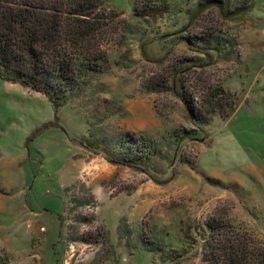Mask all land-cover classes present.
<instances>
[{"label": "rangeland", "instance_id": "rangeland-1", "mask_svg": "<svg viewBox=\"0 0 264 264\" xmlns=\"http://www.w3.org/2000/svg\"><path fill=\"white\" fill-rule=\"evenodd\" d=\"M147 1L161 13L137 16ZM215 1L222 6L106 0L119 17L105 43L112 71L101 99L120 112L94 126L92 149L80 144L90 128L85 116L95 125L104 104L73 100L56 111L45 95L0 79V254L10 264H208L203 245L213 219L264 247V0H248L245 14L231 13L238 0ZM199 3L208 6L192 22ZM202 33L231 43L207 50L186 41ZM182 59L184 81L219 83L233 94L229 117L199 127L179 86L144 92L147 80ZM126 132L155 137L170 158L141 169L109 161L120 158L111 137ZM179 132L187 136L174 137Z\"/></svg>", "mask_w": 264, "mask_h": 264}, {"label": "trees", "instance_id": "trees-1", "mask_svg": "<svg viewBox=\"0 0 264 264\" xmlns=\"http://www.w3.org/2000/svg\"><path fill=\"white\" fill-rule=\"evenodd\" d=\"M215 3L214 0L212 4ZM154 5L147 1L136 6L137 16L159 15L161 11L157 4ZM253 5V2L248 5V0H238L231 13H249ZM206 6L199 3L191 10L190 20L193 22ZM225 9L227 7H223ZM117 17L119 14L107 6L106 0H0V79L45 95L56 111L73 100H78L84 107L104 104L107 112L97 108L95 117L99 122L95 125L89 116H85L90 128L80 144L88 149L95 147L90 140L94 126L101 128V123L120 112L119 106L110 110L101 99L105 92L102 78L112 71L105 43L111 34L110 25ZM169 35L163 34L162 38ZM186 41L207 50H220L231 43L229 39L203 33L189 35ZM126 62L124 60L122 65ZM187 62L186 59L179 60L168 73L147 80L143 84L144 92L162 94L177 91L179 86L180 97L193 123L199 127L209 125L215 115L229 117L235 105L233 94L219 83L184 81L181 74L188 70L184 66ZM179 133L174 137L187 136V132ZM110 141L120 158L109 161L116 164L141 169V163L148 164L158 157L170 158L153 136L136 138L126 132L121 137L112 136ZM100 147L106 146L101 143ZM183 162L192 165L188 158ZM206 225L210 234L203 245V257L208 264H264V247L253 245L232 230L226 232L227 226L220 220H209ZM174 256L182 257V254ZM174 256L169 260H175ZM11 262L10 256L0 254V264Z\"/></svg>", "mask_w": 264, "mask_h": 264}]
</instances>
